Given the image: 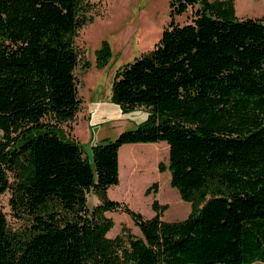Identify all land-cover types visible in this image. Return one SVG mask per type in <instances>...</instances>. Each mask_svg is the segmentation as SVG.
<instances>
[{
    "label": "trees",
    "instance_id": "1",
    "mask_svg": "<svg viewBox=\"0 0 264 264\" xmlns=\"http://www.w3.org/2000/svg\"><path fill=\"white\" fill-rule=\"evenodd\" d=\"M89 5L0 0V195L12 189L13 213L29 224L14 231L0 211V264L264 263V16L238 18L235 0H171L159 41L112 83L114 103L148 118L93 145L91 160L63 127L82 108L76 38ZM197 5L191 22H176ZM112 57L105 40L97 67ZM159 141L169 145L159 171L193 207L183 220H164L169 204L157 199L147 218L108 194L121 147ZM119 210L142 236L124 226L108 237L106 213Z\"/></svg>",
    "mask_w": 264,
    "mask_h": 264
},
{
    "label": "rangeland",
    "instance_id": "2",
    "mask_svg": "<svg viewBox=\"0 0 264 264\" xmlns=\"http://www.w3.org/2000/svg\"><path fill=\"white\" fill-rule=\"evenodd\" d=\"M170 1L90 0L89 16L92 22L81 29L76 38L80 62L75 73L82 108L77 117L63 124V127L70 137L82 143L86 153L84 155H88L91 160L93 145L115 140L120 133L137 128L148 118L149 110L145 108L125 110L121 105L114 103L112 83L120 66L153 49L159 41L170 21ZM197 8L198 5L177 16L176 22H191ZM236 8L237 16L241 19L245 16H264V0H236ZM105 40L112 47L113 57L108 65L98 68L96 50ZM86 63L88 67H85ZM121 154L120 183L109 188V197L127 203L147 218L155 214L152 203L157 199L170 204V208L164 213V220L173 221L180 218L173 217L178 211L174 191L179 193V190L171 186V172H160L158 167L160 162H169V151L161 158L164 161H159L158 153L149 146L124 145L120 149ZM10 180L13 183V173H10ZM156 182L160 185L159 191L155 193L153 190L147 195V189ZM11 190L8 189L0 195V211L6 214L12 230L22 232L29 225L28 219L26 216L14 215L10 204ZM179 199L183 201L181 197ZM98 203V198L90 194L89 206L93 208ZM107 215L115 221L108 237L119 235L124 226L135 235L142 236L140 228L127 213L119 210Z\"/></svg>",
    "mask_w": 264,
    "mask_h": 264
},
{
    "label": "crops",
    "instance_id": "3",
    "mask_svg": "<svg viewBox=\"0 0 264 264\" xmlns=\"http://www.w3.org/2000/svg\"><path fill=\"white\" fill-rule=\"evenodd\" d=\"M235 10H236V16H237V8H236V0H235ZM238 17V16H237ZM239 18V17H238ZM244 18H247L246 16ZM241 19V18H240ZM138 108H145L146 107L142 106V107H138ZM148 110V109H147ZM125 145H129V147H135V146H149V148H152L153 150H155L158 153L159 156V161L164 159H161L163 156H166L168 151H169V145L166 141H159V142H151V143H131V144H125ZM124 146V145H123ZM164 154V155H163ZM119 160L120 162L122 161V154L120 155V151H119ZM166 165H169V162L166 163ZM172 186V185H171ZM174 188V187H173ZM160 189V185L158 183V191ZM174 191V190H173ZM180 193H176V191H174V195H175V200L177 201V209L178 211L173 215V217H180V218H176V220L173 221H178V220H183L182 218H187L189 216V214L192 212L193 207L192 204L190 202H187L185 200L181 201L179 199V197H181V195H179ZM160 202V201H159ZM161 204H168V203H163L160 202ZM169 208H170V204H169ZM166 212V211H165ZM109 212H107L106 214H108ZM155 213V212H154ZM163 219H164V215H163Z\"/></svg>",
    "mask_w": 264,
    "mask_h": 264
}]
</instances>
